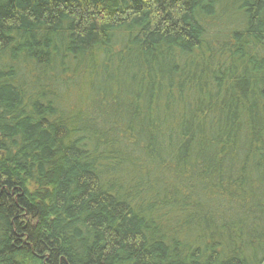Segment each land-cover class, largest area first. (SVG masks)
<instances>
[{"label": "trees", "instance_id": "16d2710c", "mask_svg": "<svg viewBox=\"0 0 264 264\" xmlns=\"http://www.w3.org/2000/svg\"><path fill=\"white\" fill-rule=\"evenodd\" d=\"M0 264H264V0H0Z\"/></svg>", "mask_w": 264, "mask_h": 264}]
</instances>
